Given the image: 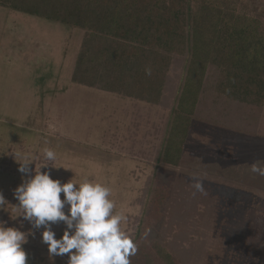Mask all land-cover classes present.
Returning a JSON list of instances; mask_svg holds the SVG:
<instances>
[{
  "label": "trees",
  "instance_id": "obj_1",
  "mask_svg": "<svg viewBox=\"0 0 264 264\" xmlns=\"http://www.w3.org/2000/svg\"><path fill=\"white\" fill-rule=\"evenodd\" d=\"M0 7L90 34L75 83L167 111L153 173L174 172L183 187L148 181L137 200V228L162 224L163 244L148 240L134 258L143 264H234L241 255L264 264V192L248 190L254 198L240 204L236 219H220L211 185L225 181L184 167L194 121L244 135L264 131V0H0ZM94 39L105 45L94 48ZM90 64L104 70L98 81L80 77ZM174 67L181 68L177 80L169 76ZM106 71L115 73L114 81ZM196 180L204 192L195 190ZM139 229L136 246L143 243ZM28 256L29 264H67Z\"/></svg>",
  "mask_w": 264,
  "mask_h": 264
},
{
  "label": "rangeland",
  "instance_id": "obj_2",
  "mask_svg": "<svg viewBox=\"0 0 264 264\" xmlns=\"http://www.w3.org/2000/svg\"><path fill=\"white\" fill-rule=\"evenodd\" d=\"M89 35L0 7V192L6 200L0 206V224L24 232L27 254L33 253L46 263L58 259L67 262L68 257L50 259L42 240L44 227L37 229L23 218V209L14 197V189L22 182L18 171L22 161L15 159L16 154L30 156L33 173L35 167L48 164L41 171H51L54 180L66 183L74 179L76 183L88 179L109 187L110 199L116 205L113 214L124 213L127 219L122 228L132 238L140 228L137 217L142 207L137 200L148 181L153 179L161 188L183 187L174 172L162 169L153 173L167 111L75 83L78 55ZM90 45L97 48L105 42L94 39ZM103 71L99 65L90 64L80 77L98 81ZM106 73L108 80H115L113 71ZM180 74L181 68L174 67L169 76L177 80ZM257 134L244 135L201 121L191 125L185 145L189 156L184 161L185 171L245 190L232 189L225 182L211 185L220 198V219H236L240 204L245 206L254 198L248 190L264 192V176L250 171L252 163L264 161V131ZM45 147L56 152L55 166L59 169L44 159ZM51 227L57 238L65 230L63 222ZM161 227L156 224L145 232L140 228L138 236L143 243L137 248L149 247L148 240L163 244ZM134 256L130 257L131 264H143ZM233 261L251 262L241 255Z\"/></svg>",
  "mask_w": 264,
  "mask_h": 264
},
{
  "label": "clouds",
  "instance_id": "obj_3",
  "mask_svg": "<svg viewBox=\"0 0 264 264\" xmlns=\"http://www.w3.org/2000/svg\"><path fill=\"white\" fill-rule=\"evenodd\" d=\"M146 74H151L150 69ZM17 157L22 161L18 169L22 182L14 189V197L23 209V218L37 229L44 227L42 240L48 246L50 259L54 261L55 257L66 255L67 264H131L130 257L136 255L138 249L133 238L122 228L127 219L124 213L113 214L116 205L110 199L109 187L88 179L62 183L51 177V171H41L48 164L35 167L33 173L29 167L30 156L16 154V160ZM43 157L53 168L59 169L55 166L54 150L45 147ZM250 171L264 176V161L252 163ZM193 187L204 192L199 180ZM5 204V197L0 192V206ZM58 222L65 225L60 238L51 227ZM27 242L24 232L0 224V264H29L24 248Z\"/></svg>",
  "mask_w": 264,
  "mask_h": 264
},
{
  "label": "crops",
  "instance_id": "obj_4",
  "mask_svg": "<svg viewBox=\"0 0 264 264\" xmlns=\"http://www.w3.org/2000/svg\"><path fill=\"white\" fill-rule=\"evenodd\" d=\"M238 174H241V173H238ZM247 189H249V188H247Z\"/></svg>",
  "mask_w": 264,
  "mask_h": 264
}]
</instances>
